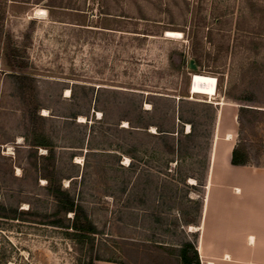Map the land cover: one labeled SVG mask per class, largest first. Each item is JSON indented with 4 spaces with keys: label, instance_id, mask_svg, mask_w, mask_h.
Segmentation results:
<instances>
[{
    "label": "rangeland",
    "instance_id": "rangeland-1",
    "mask_svg": "<svg viewBox=\"0 0 264 264\" xmlns=\"http://www.w3.org/2000/svg\"><path fill=\"white\" fill-rule=\"evenodd\" d=\"M33 1L0 0V264H178L177 246L196 237L219 102L251 164L264 162V0H142L149 21L100 15L102 0ZM191 73L216 77L212 99L190 93ZM40 134L51 151L31 145ZM48 178L95 226L90 239L72 237Z\"/></svg>",
    "mask_w": 264,
    "mask_h": 264
},
{
    "label": "crops",
    "instance_id": "crops-1",
    "mask_svg": "<svg viewBox=\"0 0 264 264\" xmlns=\"http://www.w3.org/2000/svg\"><path fill=\"white\" fill-rule=\"evenodd\" d=\"M225 105L217 112L216 135L199 221L197 226L188 228L196 232V237L193 241L188 236L182 242L195 243L200 264H264V162L260 165L230 163L237 135L235 110L227 105L233 114L231 123L229 127H220L218 114ZM227 133L232 144L225 152L221 144ZM177 262L180 264L179 258ZM93 264L132 263L95 260Z\"/></svg>",
    "mask_w": 264,
    "mask_h": 264
},
{
    "label": "trees",
    "instance_id": "trees-1",
    "mask_svg": "<svg viewBox=\"0 0 264 264\" xmlns=\"http://www.w3.org/2000/svg\"><path fill=\"white\" fill-rule=\"evenodd\" d=\"M12 1L27 2L28 0H12ZM42 1H45V5L48 7L70 9L77 11H84L86 5V0H34L33 2L35 4H38ZM141 1L142 0H102V5L99 14L106 17L114 16V17L127 18V19L144 20V21L153 20L150 14L148 13V11L142 6ZM123 2L124 3L130 2L133 4V7L131 8V7L123 6L121 4ZM155 9L158 15L163 13H167L169 15L172 14V11L170 9H162V8H155ZM204 26L205 25L203 24L197 25L195 29V35H197L199 32L202 33L204 30ZM204 37L208 39L209 42H212L213 40L212 32L207 33V35ZM243 43H244L243 45L247 48L249 46L251 48V46L254 45L253 46L254 49H256L255 46L258 45V43L254 42L253 40H250V42L243 41ZM9 47L10 46H6V48ZM193 60L197 64L198 59L193 58ZM12 61H14V63L11 62L9 65H11L13 69H23L26 66L25 63L21 60L20 61L12 60ZM246 109L248 108L240 106L239 114L244 111H247ZM156 131L158 133L169 132L168 130L160 129L158 126H156ZM31 145L35 147L44 148L48 151L52 150V143L50 139L44 134H40L39 136H37L36 141ZM230 163L232 165L251 164L250 156L246 147L243 144H241L239 141L234 145L231 151ZM47 189L48 192L55 198L59 210H61L64 215L70 212L73 213V218L70 225L66 226L71 230L72 237L79 242L90 239L92 235H94L97 232V229L95 228L94 225H92L91 221L84 213L83 209L77 204H75L74 201L68 197L67 191L62 189L60 185H54L50 178H48ZM177 255L180 264H200V260L194 242H182L178 248ZM93 261L94 260L89 259L86 262L83 263L80 262L79 264H93Z\"/></svg>",
    "mask_w": 264,
    "mask_h": 264
},
{
    "label": "bare ground",
    "instance_id": "bare-ground-1",
    "mask_svg": "<svg viewBox=\"0 0 264 264\" xmlns=\"http://www.w3.org/2000/svg\"><path fill=\"white\" fill-rule=\"evenodd\" d=\"M35 13L36 14H46L47 11L44 8H38L35 11ZM165 35L167 37L180 38L182 33L180 31L167 30V31H165ZM189 76H190V83H189L190 93L206 95L210 99H212L213 96L216 95L217 79L215 76L202 74V73H191V75H189ZM219 104L221 106H223L225 103L219 102ZM226 108H227V106H226ZM226 108H223L218 114V119H219L218 121H220V127H221V125H225V124H223L224 118L227 119L226 118L227 116L224 115L226 112L223 111L224 109L226 110ZM220 143H222V142H220ZM231 144H232V142H231L230 134L227 133L224 135V144L222 143L221 146H224V151L226 152L230 148ZM217 146L218 145H216V148H217ZM217 152L219 153V149H217ZM215 161H216V156H215L214 162ZM191 181H193V180L191 179ZM235 191H238V190L235 189Z\"/></svg>",
    "mask_w": 264,
    "mask_h": 264
},
{
    "label": "water",
    "instance_id": "water-1",
    "mask_svg": "<svg viewBox=\"0 0 264 264\" xmlns=\"http://www.w3.org/2000/svg\"><path fill=\"white\" fill-rule=\"evenodd\" d=\"M189 66H190L191 70L195 69V64L193 63V60H190Z\"/></svg>",
    "mask_w": 264,
    "mask_h": 264
}]
</instances>
